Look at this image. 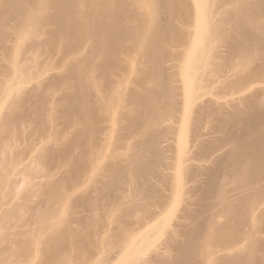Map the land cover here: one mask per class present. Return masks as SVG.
I'll use <instances>...</instances> for the list:
<instances>
[{
	"label": "bare ground",
	"instance_id": "bare-ground-1",
	"mask_svg": "<svg viewBox=\"0 0 264 264\" xmlns=\"http://www.w3.org/2000/svg\"><path fill=\"white\" fill-rule=\"evenodd\" d=\"M0 228V264H264V0H0Z\"/></svg>",
	"mask_w": 264,
	"mask_h": 264
},
{
	"label": "rangeland",
	"instance_id": "rangeland-1",
	"mask_svg": "<svg viewBox=\"0 0 264 264\" xmlns=\"http://www.w3.org/2000/svg\"><path fill=\"white\" fill-rule=\"evenodd\" d=\"M20 147H22V146H20ZM17 178H18V180H20V179H23V181L25 180V183H23L22 185H21V187H20V189H19V191H18V193H17V197H16V199L13 201V202H15L16 200L20 203V204H24L22 201H21V197H22V195H23V193L26 191V188H27V185H28V182H29V176H28V174H25L23 177L21 176V175H19V176H17ZM178 180L176 181V183L178 184ZM176 188L177 189H179V187H178V185H176ZM18 198V199H17ZM30 199H32L33 201H36L35 199H37V198H35V197H32V198H30ZM31 200V202H33ZM28 203V202H27ZM26 203V204H27ZM179 204H181V203H179ZM178 204V206H177V204L175 205L176 207H175V210L176 211H178V209H179V206H181V205H179ZM177 208V209H176ZM174 210V206H173V211H175ZM24 211L25 210H23V211H19V216H25L26 217V215L27 214H24ZM173 212V213H178V212ZM22 214H24V215H22ZM173 218L174 217H172L171 218V220H173ZM169 220V219H168ZM170 221V220H169ZM111 226H112V224H110ZM164 229V228H163ZM163 229L161 230V231H159V232H157L155 235H153V237H151L150 239L151 240H153L152 241V243H153V245L152 246H150V247H148L146 250H145V255H144V257L146 258L147 257V255H148V253H150L152 250H153V248H154V246L155 245H158V244H160L162 241H163V239H164V233H163ZM4 232V230H2L1 228H0V234L1 233H3ZM126 258L127 257H120L117 261H115L113 264H125V260H126ZM38 261H37V259L36 258H34V260L32 261V263L31 264H36ZM95 264H102V262H98V261H96V263Z\"/></svg>",
	"mask_w": 264,
	"mask_h": 264
}]
</instances>
